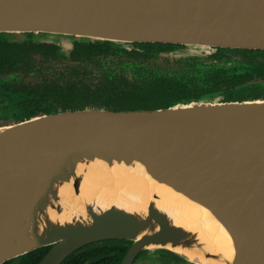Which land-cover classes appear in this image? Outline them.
Instances as JSON below:
<instances>
[{"label": "water", "instance_id": "95a60500", "mask_svg": "<svg viewBox=\"0 0 264 264\" xmlns=\"http://www.w3.org/2000/svg\"><path fill=\"white\" fill-rule=\"evenodd\" d=\"M1 34L264 52V0H0ZM113 162L139 164L229 220L242 247L231 239L230 264H264V100L78 109L0 127V264L42 247L50 248L37 264H61L109 240L130 243L119 264L143 250L198 264L170 250H198L196 235L151 204L142 213L84 206L87 220L59 217V191L78 194L79 168Z\"/></svg>", "mask_w": 264, "mask_h": 264}, {"label": "trees", "instance_id": "16d2710c", "mask_svg": "<svg viewBox=\"0 0 264 264\" xmlns=\"http://www.w3.org/2000/svg\"><path fill=\"white\" fill-rule=\"evenodd\" d=\"M20 40H0V126L30 118L78 109L165 108L198 101L264 100V52L211 49L212 63L197 69L198 60H186L175 68L160 70L156 61L164 53H176L181 46L163 44H116L69 38L65 52L53 35L23 34ZM40 37L41 40L33 38ZM225 53L248 57L240 62ZM33 85L20 84L16 77L46 74ZM54 71V70H53ZM258 80V81H257ZM129 242L110 240L84 246L61 264H119ZM50 247L32 250L3 264H37ZM148 264H187L182 258L162 250L141 251L137 257Z\"/></svg>", "mask_w": 264, "mask_h": 264}, {"label": "bare ground", "instance_id": "6f19581e", "mask_svg": "<svg viewBox=\"0 0 264 264\" xmlns=\"http://www.w3.org/2000/svg\"><path fill=\"white\" fill-rule=\"evenodd\" d=\"M79 170L83 173V181L78 194L74 196L69 188L59 191L61 219L87 220L84 206H92L93 210L98 211L119 207L128 212L142 213L145 206L151 204L165 214L173 225L182 227L197 237L198 250L175 247L170 249L173 252L183 254L198 264H230L234 252L232 240L238 250L242 249L229 220L219 222L216 219L218 211L210 212L170 187L158 183L154 175L145 173L139 164L113 162L107 166L93 163L82 165ZM49 215L52 220H57L53 212L50 211ZM204 252L222 259L206 256Z\"/></svg>", "mask_w": 264, "mask_h": 264}, {"label": "rangeland", "instance_id": "374dc122", "mask_svg": "<svg viewBox=\"0 0 264 264\" xmlns=\"http://www.w3.org/2000/svg\"><path fill=\"white\" fill-rule=\"evenodd\" d=\"M42 35V34H39ZM22 35H6V34H1L0 35V40H20L22 39ZM45 40V42H52L55 41L57 44H59V46H61V48L67 52L70 50V44L71 41H69L68 39H63V40H54L52 37H43ZM34 40H41L40 37L37 38H33ZM209 49H203V48H191L189 50V52L187 51H176V53L173 54H169V55H163L162 57H160L157 61H156V65L159 67L160 70H165L166 67L167 68H175L176 67V63L175 62H180V63H184L186 61V59H189L190 56L192 55H197L198 58V64L199 66H197V69H203L205 68V65L212 63L211 60H208L207 55L209 54ZM224 56L231 58L233 60H238L240 62H248L246 61V59H248V57H244L238 54H231V53H225ZM194 57V56H193ZM253 61H257V62H263L264 61V57L262 56H253ZM54 70V71H53ZM61 70H64L61 67H57V68H53L51 69L50 72L46 73V74H41L39 76H35V74L32 77H28V78H20V77H16L15 81L17 83L20 84H27V85H33L35 83L40 82V80L42 79H48L52 73H54L55 76H57L58 73H60ZM258 81V80H257ZM263 90V94H264V88ZM7 126V125H5ZM3 127V126H0ZM141 257L139 256L138 258H136V260L134 261V264H142L141 262ZM141 262V263H140Z\"/></svg>", "mask_w": 264, "mask_h": 264}, {"label": "flooded vegetation", "instance_id": "af4514ba", "mask_svg": "<svg viewBox=\"0 0 264 264\" xmlns=\"http://www.w3.org/2000/svg\"><path fill=\"white\" fill-rule=\"evenodd\" d=\"M57 37H59L58 39H56V38H54V37H52L54 40H58V41H60V40H63L64 38L65 39H68L69 41H70V39L69 38H71V37H62V36H57ZM52 42H55V41H52ZM47 43H49V42H47ZM57 45H59V44H57ZM164 45V44H163ZM175 46H177V45H175ZM181 47H183V49H179V50H181V51H187V52H189V50L191 49V48H195V47H184V46H181ZM179 50H177V51H179ZM209 54L207 55V58H209L210 57V55L212 54V51H211V49H209ZM170 53H164V54H161V56L160 57H162L163 55H169ZM194 56V57H193ZM197 58H198V56L197 55H192V56H190L189 57V59L190 60H197ZM186 60H188V59H186ZM175 63H178V64H181L180 62H175ZM178 64H176V66L178 65ZM15 124V123H14ZM8 125H10V124H8ZM110 241V240H109ZM101 242H105V241H101ZM96 243H100V242H96ZM92 244H95V243H92ZM89 245H91V244H89ZM87 246V245H86ZM129 247V246H128ZM128 249V248H127ZM139 254V253H138ZM136 258H138L137 256L135 257V259L133 260V262H132V264H134V261L136 260ZM141 260V262H142V264H148V258H141L140 259ZM140 262V263H141ZM154 264H158L157 262L156 263H154Z\"/></svg>", "mask_w": 264, "mask_h": 264}]
</instances>
